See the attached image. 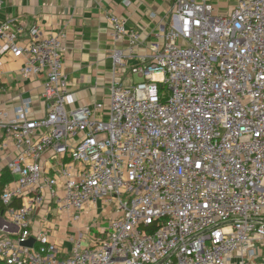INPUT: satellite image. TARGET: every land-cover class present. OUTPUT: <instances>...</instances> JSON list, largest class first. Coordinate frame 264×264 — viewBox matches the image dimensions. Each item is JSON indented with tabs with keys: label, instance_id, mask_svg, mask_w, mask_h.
Instances as JSON below:
<instances>
[{
	"label": "built area",
	"instance_id": "1",
	"mask_svg": "<svg viewBox=\"0 0 264 264\" xmlns=\"http://www.w3.org/2000/svg\"><path fill=\"white\" fill-rule=\"evenodd\" d=\"M173 3L131 67L138 81L110 84L108 109L68 108L65 29L0 23V52L24 59L17 75L46 79L43 116L30 97L13 113L0 104L4 264H264V0L229 15ZM109 20L115 41L137 46L138 30ZM54 210L71 248L34 229Z\"/></svg>",
	"mask_w": 264,
	"mask_h": 264
},
{
	"label": "crops",
	"instance_id": "2",
	"mask_svg": "<svg viewBox=\"0 0 264 264\" xmlns=\"http://www.w3.org/2000/svg\"><path fill=\"white\" fill-rule=\"evenodd\" d=\"M207 1L219 15L231 14L238 3V0ZM173 4V0H3L0 23L14 19L16 25L25 29L37 24L46 33L65 29L63 68L69 77L72 96L68 108L103 102L108 109L110 84L115 78L125 83L138 79L131 73V67L141 64L148 55L155 34L169 18ZM111 15L124 17L127 29L141 33L137 46L131 47L128 36L119 41L111 37ZM117 50L125 61L121 66L114 62L113 54ZM23 65L24 59L14 57L10 50L0 52V84L5 87L0 104L13 113L23 98L30 97L34 101L30 116H43L45 76L22 78L17 71ZM101 207L99 203L97 208ZM41 214L34 215V229L48 228L57 243L64 242L71 248L66 240V234L70 233L66 215L54 210L46 215L45 225H41Z\"/></svg>",
	"mask_w": 264,
	"mask_h": 264
},
{
	"label": "trees",
	"instance_id": "3",
	"mask_svg": "<svg viewBox=\"0 0 264 264\" xmlns=\"http://www.w3.org/2000/svg\"><path fill=\"white\" fill-rule=\"evenodd\" d=\"M11 179L10 175L8 174V172H5V176H4V181L2 182V186L0 187V192L2 187L4 186V184L9 181ZM2 210V209H1ZM0 264H4L2 261H0Z\"/></svg>",
	"mask_w": 264,
	"mask_h": 264
},
{
	"label": "water",
	"instance_id": "4",
	"mask_svg": "<svg viewBox=\"0 0 264 264\" xmlns=\"http://www.w3.org/2000/svg\"><path fill=\"white\" fill-rule=\"evenodd\" d=\"M2 219L0 218V226H2ZM34 243V239H30L28 242H26L25 244L26 245H29V246H31L32 244Z\"/></svg>",
	"mask_w": 264,
	"mask_h": 264
},
{
	"label": "rangeland",
	"instance_id": "5",
	"mask_svg": "<svg viewBox=\"0 0 264 264\" xmlns=\"http://www.w3.org/2000/svg\"><path fill=\"white\" fill-rule=\"evenodd\" d=\"M135 80L138 81V79L136 77H135ZM108 210L109 209H107L105 213H107ZM261 250H262L263 254H261L260 256L263 258L264 257V247H261Z\"/></svg>",
	"mask_w": 264,
	"mask_h": 264
}]
</instances>
